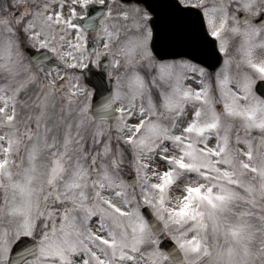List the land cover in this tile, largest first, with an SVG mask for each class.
Masks as SVG:
<instances>
[{
  "label": "snow or ice",
  "instance_id": "obj_1",
  "mask_svg": "<svg viewBox=\"0 0 264 264\" xmlns=\"http://www.w3.org/2000/svg\"><path fill=\"white\" fill-rule=\"evenodd\" d=\"M0 264H264V0H0Z\"/></svg>",
  "mask_w": 264,
  "mask_h": 264
}]
</instances>
